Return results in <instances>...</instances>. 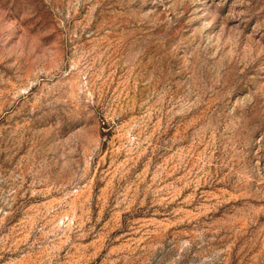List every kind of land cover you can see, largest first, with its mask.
<instances>
[{"label": "rangeland", "instance_id": "1", "mask_svg": "<svg viewBox=\"0 0 264 264\" xmlns=\"http://www.w3.org/2000/svg\"><path fill=\"white\" fill-rule=\"evenodd\" d=\"M0 264H264V0H0Z\"/></svg>", "mask_w": 264, "mask_h": 264}]
</instances>
